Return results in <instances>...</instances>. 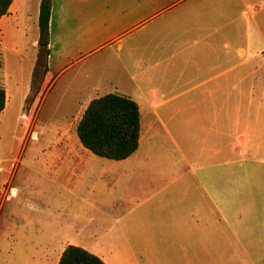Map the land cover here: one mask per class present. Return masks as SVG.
Here are the masks:
<instances>
[{
	"label": "crops",
	"instance_id": "0c3cea01",
	"mask_svg": "<svg viewBox=\"0 0 264 264\" xmlns=\"http://www.w3.org/2000/svg\"><path fill=\"white\" fill-rule=\"evenodd\" d=\"M32 3L12 0L0 17V45L21 31ZM56 18L62 40L47 38L41 48L59 45L63 57L81 31L77 49L85 53L54 70L50 57L45 94L70 66L113 52L105 75L94 69V91L137 104L138 147L116 161L92 154L76 136V153L15 158L7 199L19 200L0 222V239L15 244L11 264H57L68 245L104 264H242L231 238L217 248L207 243L210 228L225 221L210 209L206 183L210 168L264 144V0H50L48 35ZM22 162L36 171L17 179ZM38 183L42 193L56 188L72 197L71 219L63 197L51 212L32 202Z\"/></svg>",
	"mask_w": 264,
	"mask_h": 264
},
{
	"label": "rangeland",
	"instance_id": "374dc122",
	"mask_svg": "<svg viewBox=\"0 0 264 264\" xmlns=\"http://www.w3.org/2000/svg\"><path fill=\"white\" fill-rule=\"evenodd\" d=\"M39 1L33 0L30 4L31 11L21 31L13 33L0 45V82L8 93L7 103L0 113V205L10 195L8 178L15 158L76 153L79 116L89 103L86 101L101 95L94 91L93 83L99 81L93 74L94 69L105 75L107 68L115 63L113 52L104 49L76 67L70 66L45 94L47 88L42 73L46 75L50 57L54 70L66 61L73 62L74 55L85 52L77 49H82L81 31H76V41L74 36L67 40L68 50L63 57L57 52L59 45L46 51L38 45ZM56 20L48 35L51 42L61 39L60 24ZM70 23L67 20L64 27L67 29ZM52 77L51 74L50 79ZM103 81L100 82L106 87ZM235 158L231 164H220L208 170L206 186L210 209L212 204L217 206L218 214L222 216L217 219L225 223L210 228L207 243L217 248L231 238L232 248L242 256V264H264V144L252 147L250 151L242 148L235 153ZM33 165L22 162L17 169V179L25 178L28 171L35 172ZM33 172L32 177H40ZM41 184L35 187L32 202L37 206L43 204L41 210L51 212L55 204L53 200L56 199V204L61 207L63 197L66 217L71 219L68 214L75 203L72 197L60 189L55 191V187L42 193ZM169 194L162 196L161 202L168 203ZM18 200L17 197L3 202L0 222L8 221ZM45 202H48L47 206H44ZM37 214L33 213L34 216ZM210 220L214 219L210 216ZM14 245L7 236L0 239V264H11Z\"/></svg>",
	"mask_w": 264,
	"mask_h": 264
},
{
	"label": "trees",
	"instance_id": "16d2710c",
	"mask_svg": "<svg viewBox=\"0 0 264 264\" xmlns=\"http://www.w3.org/2000/svg\"><path fill=\"white\" fill-rule=\"evenodd\" d=\"M12 0H0V17L7 13ZM50 0H40L38 13V45L48 44ZM5 91L0 85V113L5 107ZM140 114L137 104L130 98L108 93L93 98L83 110L77 124L76 136L80 144L92 154L123 160L138 147ZM57 264H104L97 256L83 248L68 245Z\"/></svg>",
	"mask_w": 264,
	"mask_h": 264
}]
</instances>
